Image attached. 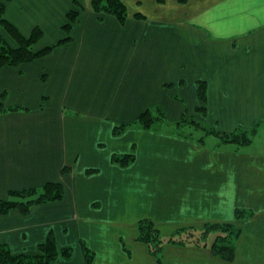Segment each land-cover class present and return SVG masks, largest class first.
I'll return each instance as SVG.
<instances>
[{
    "label": "crops",
    "instance_id": "obj_1",
    "mask_svg": "<svg viewBox=\"0 0 264 264\" xmlns=\"http://www.w3.org/2000/svg\"><path fill=\"white\" fill-rule=\"evenodd\" d=\"M73 1L6 4L5 18L23 35L43 31L38 48L69 40L0 71V98L9 96L3 106L21 108L0 114V199L48 182L64 188L59 201L1 216L0 243L34 254L52 233L59 249L72 250L50 264H264V147L208 146L179 133L189 126L178 123L186 112L225 133L264 125V0H123L132 6L123 25L97 16L84 0L79 20L61 36ZM47 29L51 43L44 42ZM147 110L166 119L144 129L136 119ZM133 123L137 130L113 133ZM113 138H123L124 147L107 158L102 144H120ZM120 150L134 155L126 167L111 160ZM236 210L244 217L237 220ZM142 220L165 238L232 223L241 231L235 259L214 256L210 239L203 246L164 243L155 257L136 240ZM105 222L112 225L104 233Z\"/></svg>",
    "mask_w": 264,
    "mask_h": 264
},
{
    "label": "trees",
    "instance_id": "obj_2",
    "mask_svg": "<svg viewBox=\"0 0 264 264\" xmlns=\"http://www.w3.org/2000/svg\"><path fill=\"white\" fill-rule=\"evenodd\" d=\"M12 0H0V28L15 43L9 44L3 35L0 34V71L3 68H17L23 64H29L49 55L57 46L65 43L69 38L60 40L57 44L37 48L38 42L42 39L43 31L39 27H34L29 35H23L12 23L5 18L6 4ZM162 1V0H157ZM188 0H177L179 4H185ZM73 8L65 14V23L61 30L69 34L72 25L78 19L83 7H76V1L72 2ZM90 9L97 16L107 15L114 17L120 25H123L128 18V9L123 0H90ZM135 18L144 19V16L137 13ZM197 96L202 104L206 103V84L204 81L198 82ZM18 106L4 107L0 103V114L7 111H17ZM199 113L206 111L205 107H199ZM180 125H194L204 131V135H213L219 140L220 144H229L236 148L250 146L257 135L260 125L250 130L237 128L233 132L225 133L216 128H206L199 124L195 119L187 116L183 112ZM164 113L158 111H144L137 117V122L144 128L149 129L159 120H165ZM129 126L121 125L113 129V133L119 135ZM264 128V125H262ZM189 135V134H188ZM203 143V136L199 138ZM112 162L121 167H126L134 161L133 154H123L121 156L113 155ZM95 170H88L91 173ZM64 188L60 182H48L41 188H28L21 190H10L7 197L0 199V217L11 210H17L21 215H27L31 206L48 202L59 201L63 199ZM242 211L236 210V219L244 217ZM136 240L147 245L153 254L157 257L164 243H173L179 245L193 244L195 246L205 245L210 239L211 253L225 262H232L235 259V243L239 238L241 231L238 226L232 223L206 224L200 230L193 228H184L178 230L175 235L163 237L155 224L148 220L139 221L136 224ZM71 248L59 249L52 233H49L46 239L38 244L37 251L34 254L13 253L6 244L0 243V264H50L59 257L68 258L71 254ZM87 261L90 263L92 256L88 253ZM159 258V257H158ZM157 258V261L159 259Z\"/></svg>",
    "mask_w": 264,
    "mask_h": 264
},
{
    "label": "rangeland",
    "instance_id": "obj_3",
    "mask_svg": "<svg viewBox=\"0 0 264 264\" xmlns=\"http://www.w3.org/2000/svg\"><path fill=\"white\" fill-rule=\"evenodd\" d=\"M76 1V7H78V6H80L81 8L82 7H85V6H87V3L85 4V1L84 0H75ZM57 3V2H56ZM69 3H70V0H69ZM68 3V4H69ZM88 5H89V2H88ZM145 5V4H144ZM61 6L63 7L64 5L63 4H61ZM128 13H129V9L131 10V12L130 13H132V6L130 5H128ZM142 7H144V6H142ZM66 8V7H65ZM73 8V5H72V3H71V6H70V8L67 10V12L69 11V10H71ZM144 8H147V7H144ZM78 20H79V18H78ZM77 22V21H76ZM64 24V23H63ZM45 32V39H44V42L45 43H51L54 39H52L51 38V36H50V34H51V32L47 29V30H44ZM0 34L1 35H3V37L6 39V41L9 43V44H11L12 46H14L15 45V43L5 34V32L0 28ZM67 36L68 34H65V33H61V36ZM61 36H60V38H61ZM55 39H57V38H55ZM40 46H42V45H40ZM37 47V46H36ZM38 48V47H37ZM8 98H9V96H7V98L5 97V99L4 98H0V103H3V104H5L6 103V101L8 100ZM203 126H205L206 128H210L209 126H206V125H204V124H202ZM137 124L136 123H133L130 127H128V129H136L137 130ZM189 127H184L182 130L180 129V131H179V133H181V134H186L187 132L188 133H190V134H192L193 135V139H194V141H197L201 136H203V139H204V141H205V144L206 145H208V146H212V145H214L216 142H217V138L216 137H214L213 135H207V136H205L204 135V131L201 129V128H196V127H193L192 125H188ZM211 128H213V127H211ZM264 129L262 126H260V128H259V131H258V133H257V135L255 136V138H254V142L250 145V146H247V147H244L243 149H244V151H246V150H253L252 152H256L257 150H259V149H261V148H263L264 147V134H262V131L263 130H260V129ZM169 131H171V129H169ZM131 137H128V138H126L125 139V142H127V140H129ZM108 139V138H107ZM113 141H119V143L120 144H118V142H112V140L111 141H109V140H104L103 141V144H102V151H103V153H105L106 155H107V158H108V151L109 150H111V149H113L114 147H117V145H120V147H121V149H122V147H124L123 146V142H124V139L123 138H121V139H118L117 140V138H113ZM136 149H138L139 150V147L138 146H136V148H135V150ZM125 151V150H124ZM124 151L123 150H120V152H118V153H116V155H118V156H121L123 153H124ZM101 153V152H100ZM102 154V153H101ZM87 159V158H86ZM101 178L102 177H100V178H98L97 179V182H101ZM125 202V204L127 203V201L125 200L124 201ZM17 211V210H16ZM103 224V223H102ZM112 224H110V222H105V224H103V227H104V230H103V232L105 233L106 231H108L107 230V227H109L110 228V226H111Z\"/></svg>",
    "mask_w": 264,
    "mask_h": 264
}]
</instances>
